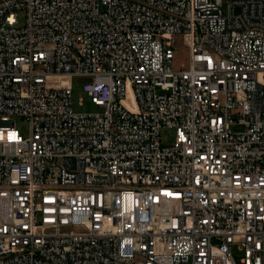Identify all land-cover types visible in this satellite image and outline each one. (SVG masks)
Returning a JSON list of instances; mask_svg holds the SVG:
<instances>
[{
	"label": "built area",
	"instance_id": "1",
	"mask_svg": "<svg viewBox=\"0 0 264 264\" xmlns=\"http://www.w3.org/2000/svg\"><path fill=\"white\" fill-rule=\"evenodd\" d=\"M0 264H264V0H0Z\"/></svg>",
	"mask_w": 264,
	"mask_h": 264
},
{
	"label": "rangeland",
	"instance_id": "2",
	"mask_svg": "<svg viewBox=\"0 0 264 264\" xmlns=\"http://www.w3.org/2000/svg\"><path fill=\"white\" fill-rule=\"evenodd\" d=\"M18 18L20 22L23 21L24 15L22 12L19 13ZM173 47L175 48L173 67L178 68L181 65L186 66L188 63L189 54H188V49L182 43L180 36H175L173 40ZM84 81L85 79L83 78L72 79V108L76 112H83V113H92L99 111L100 107L95 105L91 101L90 97L83 91L81 87V83H83ZM13 121L15 127L19 130V132L23 136H26L29 130L27 120L23 117H14ZM173 137L174 135L172 129L163 128L160 132V139L163 145H169L172 142Z\"/></svg>",
	"mask_w": 264,
	"mask_h": 264
}]
</instances>
